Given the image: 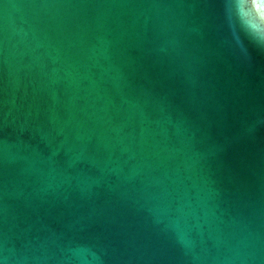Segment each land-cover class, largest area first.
<instances>
[{"label": "water", "instance_id": "95a60500", "mask_svg": "<svg viewBox=\"0 0 264 264\" xmlns=\"http://www.w3.org/2000/svg\"><path fill=\"white\" fill-rule=\"evenodd\" d=\"M0 264H264V0H0Z\"/></svg>", "mask_w": 264, "mask_h": 264}, {"label": "snow or ice", "instance_id": "6c2138e0", "mask_svg": "<svg viewBox=\"0 0 264 264\" xmlns=\"http://www.w3.org/2000/svg\"><path fill=\"white\" fill-rule=\"evenodd\" d=\"M241 6H243V4Z\"/></svg>", "mask_w": 264, "mask_h": 264}]
</instances>
